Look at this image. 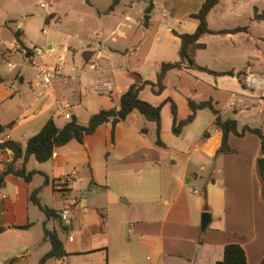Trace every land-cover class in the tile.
<instances>
[{"label":"crops","instance_id":"crops-1","mask_svg":"<svg viewBox=\"0 0 264 264\" xmlns=\"http://www.w3.org/2000/svg\"><path fill=\"white\" fill-rule=\"evenodd\" d=\"M142 2L146 4L140 5ZM202 2L203 0H121L114 10L107 12L106 8L99 11L100 24L98 32L95 33L98 36L97 42L81 46L80 55L75 48L71 51L68 45H62L63 52L58 53L52 40L47 42L43 51L44 48L27 38L26 31L19 27L22 25L20 22L17 29L21 30L23 45L33 50L29 56L20 47L16 34L11 40L0 35V62H6L8 66L6 73L0 68V123L14 121V125L6 130L5 139L17 140L25 148L28 138L38 132L48 118L53 117L57 126L62 127L74 114L79 122L85 124L89 116L100 109L118 107L121 94L132 83L138 80L156 82L161 62L179 59L181 41L173 30L179 33L193 32L198 21L190 17V13L197 11ZM50 3L47 21L45 18L44 22L50 24L58 17L56 27L61 24V17L57 8ZM219 3L211 9L207 17L209 27L213 30L220 29L210 25L209 16ZM147 8L150 9V18L145 25L144 13ZM157 8L160 14L156 12ZM116 10L118 13H115ZM248 32L249 25L246 31L236 33H205L200 41L206 47L196 50L195 57L199 64L217 71L233 70L234 75H214L191 68H175L167 72L163 80L164 88L160 92H154L151 84L144 86L140 91L142 99L154 105L164 103L161 110V135L163 130L172 132L171 102L168 99L176 103L178 119L185 118L190 113L188 99H210L224 117L235 118L239 127L250 125L264 129V123L258 118V115L264 113V109H261L264 106V81L256 87L250 84V76L260 80L263 78L264 63L256 66L250 61L251 53L247 51L237 55L233 64L225 68L212 66L208 60H199L200 50L208 46V35L225 34L236 45V38L247 40ZM115 36V44L123 43L124 51L111 44L109 49L104 47ZM84 52H87L86 56ZM68 53L72 54L71 62L66 61ZM61 56L64 57L63 73L56 76L60 81L61 78L75 79L79 76L77 91L60 93V81L54 80L42 86L37 85L41 79L33 84L29 70L32 68L41 72L38 68L46 67V61L56 64ZM13 57L19 59L11 60ZM37 57L41 60V65L35 63ZM15 69L17 72L11 77L10 74ZM104 82H109V90L98 87ZM32 85L44 89L39 90L38 96H43L37 103L36 98L28 95V86ZM25 92L27 96L23 97ZM35 106L38 109L32 114ZM61 106L63 110H60ZM79 107L86 110L84 116H80ZM207 110L211 112L208 120L205 119ZM213 120L214 115L209 108L199 109L195 119L177 135L184 140L178 149L172 148L163 140L165 145H158L155 139V122L146 119L137 110L116 125L114 143L110 140L111 124L104 123L108 131L105 156L115 151L127 156L139 152L147 157L146 150H157L160 153L171 150L175 155H187L190 160L212 162L214 170L216 169L217 175L209 176L205 181L204 207L200 200L191 202L193 199L188 196H195L199 192L196 188L188 192L182 181L175 189V197L165 201L169 206L164 210L163 217L152 216L136 222L130 229L153 253V256H146L150 261L146 264H216L217 260L222 259L224 246L229 242H238L243 246L248 264H259L264 257V178L258 168V158L264 155L260 154V139L252 132H246L243 136L230 134L232 152L216 155L222 134ZM201 124L203 126L196 131ZM207 128L213 132L205 131ZM151 130L153 138L150 135ZM19 133L22 134V139L18 137ZM72 141L55 148L49 173L38 166L30 167L32 158L28 162V169H37L49 176L51 182L43 190L52 188L65 195L66 202L62 207L51 208L58 211L59 215L64 208L68 207L70 210L69 222L61 220L69 228L67 239H62L59 235L67 255L63 259L50 258L45 264H63V260L68 264H76L79 262L76 258L102 251L107 245L105 236L103 239L99 238L108 232L102 208L90 206L87 197L76 200L71 195L72 184L82 182L85 178L79 175L75 167L68 171L71 160L75 159V155L69 151H76L78 157H85L86 160L89 157L88 152H80L83 149H65ZM82 146L87 148L88 143L84 140ZM21 162L22 158L17 161L16 166L20 167ZM187 171L185 167L183 177L188 175ZM34 176L27 183L22 178L9 174L0 185V227H3L0 232V264H36V261L39 264L40 257L51 247V243L44 239L43 224L49 229H57L54 226L56 224L59 229L62 227L58 220L46 218L40 209L38 216L31 209V206H37L29 201L30 190L42 183L36 184ZM192 181L193 178L189 176L185 183ZM183 193L188 197V204L184 202L180 207H171ZM122 201L128 203L126 198ZM190 204L210 214V221L204 229L201 228V222L190 212ZM154 210L155 206L152 205L150 213H154ZM51 219L53 228L48 226ZM28 223L30 225L27 228L17 227ZM38 226H41L42 232H38Z\"/></svg>","mask_w":264,"mask_h":264},{"label":"rangeland","instance_id":"rangeland-1","mask_svg":"<svg viewBox=\"0 0 264 264\" xmlns=\"http://www.w3.org/2000/svg\"><path fill=\"white\" fill-rule=\"evenodd\" d=\"M44 1L52 2L59 12L61 24L56 27L58 17L53 19L50 24L44 22L47 11L40 5ZM129 1L126 0V2ZM110 2L111 0H0V35L11 40L18 28L17 24L20 22L22 25L19 27L26 31L27 38L34 44L44 48L43 51H45L47 42L52 40L58 53L63 52L62 45H68L71 47V51L75 48L79 54L81 46L90 42H97L98 36L95 33L98 32L97 28L100 24L98 22L99 11L102 12L106 9ZM156 2H159V0H156ZM219 2V5L212 10L209 16L210 25L213 28L222 29L237 25H249L250 32H248L247 40L237 37L235 40L236 45L225 34L208 35L206 39L208 46L206 49L200 50L199 60H208L212 66L225 68L233 64L237 55L247 51L251 53L250 61L256 66L264 63V20L252 19L254 6H257L259 10L264 9V0H220ZM145 4L146 2H142L140 5ZM156 12L160 14L159 8L156 9ZM115 13H118V11ZM115 42H117V36L106 43L104 47L109 49L111 44V46H119L117 48H124L123 43L115 44ZM67 55L66 61L71 62L72 54L68 53ZM16 59L19 58H11V60ZM35 63L42 64L38 57L35 59ZM55 66L54 62L46 61L48 70L53 71ZM0 68H2L3 73H6L8 70L7 63L0 62ZM29 71L33 84L36 80L42 79V72L32 68ZM16 72L17 69L10 74L11 77ZM78 78L79 76H76L75 79L61 78L60 81L59 77L55 76L51 80L60 81L58 88L60 93L67 94L77 91ZM28 88L29 97L36 98L37 103L43 96H38L39 90L43 87L35 88L32 85ZM26 96L27 93H23V97ZM37 109V106H35L31 113L35 114ZM79 109L80 116H84L86 110L83 107H79ZM261 109L263 110L264 106ZM207 111L206 120L209 119L211 114L209 110ZM258 118L264 123V113L258 115ZM203 124L199 125L196 131ZM205 131L213 132L210 128L205 129ZM107 135L106 124H103L94 134L86 136L87 148H83L82 144L76 140H73L65 148L83 149L80 152L89 153L86 160L85 157H78L76 151H69V153L75 155V159L71 160L68 171L75 167L79 171V175L85 178L82 182L72 184L71 195L76 200L87 197L90 206L102 208V212L105 214V228L108 231L107 234L99 236L100 239L106 237V248L76 258L79 261L76 264H114L116 262L146 264L150 262L146 256L148 254L153 256V253L133 235V232H130V229L133 228L136 222L150 219L152 216L163 217L164 210L169 206L165 201L172 200L175 197V189L181 185L182 181H184L185 189L188 192H192L194 188L199 192L195 196H188L193 199L191 202L200 200L201 205L204 207L206 204L205 181L209 176L217 175L216 169L214 170L212 162L190 160L187 155H175L174 151L171 150H167L166 153H160L157 150H146L147 157H143L139 152L127 156L117 154L115 151L109 152L105 156ZM150 135L153 138L152 130ZM21 136L22 134L19 133L18 137L22 139ZM161 138L175 149L181 148L184 142L182 137L175 135L170 130H163ZM201 141L200 143H202ZM52 165V159L39 163L32 158L29 163L30 167L38 166L48 173L52 169ZM202 166L204 169H201ZM185 167L188 169V175L183 177ZM189 176L193 178V181L185 183ZM34 179L35 183L38 184L42 182L43 175L38 173L34 176ZM41 197L43 202L50 207H62L66 202L65 195L61 191H55L52 188L43 190ZM188 197L183 193L182 196L177 198V203L171 207L176 208L183 205L184 202L187 203ZM123 198H126L128 203L123 202ZM152 205L155 206L154 213H150ZM190 206L193 208V210L190 209V212L194 214L196 220L201 222L203 212H206V210L197 209L192 204ZM31 207V209H34L35 215H40L39 208ZM41 226H38V232H42ZM48 226L53 228V219L49 221ZM54 226L57 228L60 237L67 239V232L63 233L58 228V224ZM99 238L95 240L96 243Z\"/></svg>","mask_w":264,"mask_h":264},{"label":"trees","instance_id":"trees-1","mask_svg":"<svg viewBox=\"0 0 264 264\" xmlns=\"http://www.w3.org/2000/svg\"><path fill=\"white\" fill-rule=\"evenodd\" d=\"M121 0H111L106 11H112L120 3ZM219 3V0H203L199 9L190 13V17L198 21L197 27L193 32L179 33L173 30V33L180 38L179 59L175 61H163L160 64L159 72L157 74L156 82L150 80H138L132 83L126 91L120 96L118 107L102 108L96 113L89 116L87 123L83 124L78 121L76 115L72 114L67 122L59 127L55 123L53 117H50L43 124L41 129L30 136L27 140L25 148L22 144L14 139L6 138L5 132L7 129L14 125V121L7 124L0 123V152L6 153L8 161L5 167L0 171V185L3 184L5 177L9 174L22 178L27 183H30L33 176L37 173L43 175V181L40 185L32 188L29 193V201L36 205L46 216V218H53L58 220L62 227L61 231L66 233L68 226L64 225L60 219L58 211L45 204L41 198V191L47 186L51 180L48 175L42 173L37 169H28V162L30 158H34L38 162H46L52 158L55 148L66 144L71 140H76L79 143H84L85 137L96 132L98 127L104 123L111 124L110 140L112 143L115 141L116 125L127 118V116L134 110L140 112L148 120L154 121L156 124V143L164 146L161 139V110L164 103L154 105L147 100L140 97V91L145 85L151 84L154 92H160L164 88L163 80L168 71L175 68H191L214 75H234L233 70L217 71L209 68L208 66L201 65L196 61V50L205 48L206 44L200 41V38L205 33H236L239 31H246L248 25L236 26L229 29L213 30L209 27L208 14L212 8ZM149 8L144 13V24L147 25L149 20ZM253 20H264V9L259 10L254 6ZM47 21V18H46ZM16 37L20 42V47L24 49L25 53L29 56L33 51L23 45L21 39V30H16ZM87 52H84L86 56ZM239 74V72L237 73ZM156 86V88H155ZM171 102L172 114V132L175 135H180L184 126L191 123L199 109L209 108L214 115V125L221 131V143L216 150V155L232 152L233 148L229 143L230 134L243 136L246 132L256 134L260 139V154L264 155V129L250 125H243L239 127L238 121L233 117H224L220 110L208 100L195 101L188 99L190 113L182 119L177 117L176 103ZM22 158L21 166L17 167V161ZM58 184V183H57ZM57 184H54L57 186ZM30 225H18V228H27ZM3 227H0V232ZM44 239L51 243L50 249L44 253L40 259L39 264H45L50 258L63 259L67 255L64 248L63 241L59 237L57 229H49L43 224ZM9 264V263H7ZM63 264H68L63 260ZM216 264H248L246 252L241 244L238 242H229L224 246L223 257L216 261ZM259 264H264V257Z\"/></svg>","mask_w":264,"mask_h":264},{"label":"built area","instance_id":"built-area-1","mask_svg":"<svg viewBox=\"0 0 264 264\" xmlns=\"http://www.w3.org/2000/svg\"><path fill=\"white\" fill-rule=\"evenodd\" d=\"M40 5L46 11L50 10V7H51V3L50 2L44 1V2H41ZM63 60H64V57H62V56L59 57V59L56 62V66H55L53 71L48 70L46 67L38 68L43 73V77H42L41 81L39 83H37V85L38 86H42V85L49 84L51 82L52 77L63 73ZM93 67L94 66H91V68H93ZM263 81H264V76H263V78L261 80L255 78V76H252V77L250 76V84L253 87L261 85V82H263ZM98 87L102 88L104 90H109L111 88L109 82H104V83L101 84V87L100 86H98ZM60 110H63L62 106L60 107ZM53 156H55L54 152H53ZM6 159H8V157L5 155L4 152L1 151L0 152V171L3 170V168H4V166H5L6 162H7ZM69 217H70L69 208L67 207V208L62 209L61 212H60V219L63 222L68 223L69 222Z\"/></svg>","mask_w":264,"mask_h":264},{"label":"water","instance_id":"water-1","mask_svg":"<svg viewBox=\"0 0 264 264\" xmlns=\"http://www.w3.org/2000/svg\"><path fill=\"white\" fill-rule=\"evenodd\" d=\"M258 168L261 176L263 177L264 174V157L258 158ZM210 221V214L208 212H203L202 221H201V228L204 229Z\"/></svg>","mask_w":264,"mask_h":264}]
</instances>
